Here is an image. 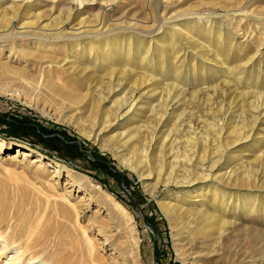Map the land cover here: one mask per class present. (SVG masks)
<instances>
[{
  "label": "bare ground",
  "instance_id": "1",
  "mask_svg": "<svg viewBox=\"0 0 264 264\" xmlns=\"http://www.w3.org/2000/svg\"><path fill=\"white\" fill-rule=\"evenodd\" d=\"M123 2L125 0H0V80L8 82L10 80L9 77L1 76L11 75L15 80L12 86H18L15 87L17 90L3 92L12 93L20 100L24 99L25 103L35 106L56 121L75 126L78 132L87 139H92L94 142H102V147L106 148L107 143L105 144L103 133L107 129H109V133H111L109 136L112 138L116 137L117 139L120 137L119 140H133L141 128V125L135 126L139 121V112L141 110L140 101L136 98V94L142 91L143 88H149L151 85H160L162 80H166L170 76L169 73H173V76L171 75L169 78V81L173 82L171 84L174 86L175 84L178 85V83L184 81V79L181 80L182 75L188 71L184 68L185 63H183L187 58L183 57L181 53L184 46L177 37L179 35L175 34L177 29L175 30L176 26L173 25L177 20L179 21L178 16L171 13L174 4L173 0L147 1L141 17H136L129 9L123 10L125 9V7L121 6ZM48 6L49 11H47ZM223 7L228 9L226 16H228L229 20L231 18V21L241 17L239 14L243 15L239 21H247V25H243L245 34L256 32V36H258L247 40L245 35L246 40L239 41L234 22L229 23L228 19V22L222 20L221 28H219L216 27L218 21L213 20L212 14H195L193 18L199 23L195 21L194 23H185L183 26L189 30L186 32H189L191 37L202 38L206 41L207 46L202 44L204 50L202 49L201 56L204 54L202 56L203 60L199 65L194 64L192 68L194 72L197 71L199 73L197 75L201 76L199 78L207 74L217 76L223 70L230 72L229 75L233 74L235 68H230L229 66L231 65L229 64L234 63L238 59H240V62L252 57L255 59V54L259 52L258 45L261 46L264 43V24L262 23L264 20V0H227ZM54 14L56 15L53 16ZM223 23L226 25L224 26ZM254 24L255 27L253 26ZM204 46L208 49L206 50ZM252 51L256 52L253 56L250 54L253 53ZM222 59L226 64L225 67H220L219 63L222 62ZM207 61H216V63H213L216 65L208 66V64L206 65ZM249 61L247 60L243 64H250ZM15 64L18 65L16 66ZM242 70L245 72L247 68ZM158 75L160 79L157 80L155 77ZM220 76L222 77V75ZM104 81H106L107 86L106 90L101 89L98 96L99 102L107 101L110 103L113 101L114 103L109 109L102 106L101 103L97 106H101L102 110L108 109L106 112H102V116L108 115L107 113L115 110L113 119L115 123L111 124L110 117L107 116L100 121L99 125L89 128L85 124L86 121L80 120L79 117V119H73L72 116L67 115L71 109L85 103L88 90L94 82L102 83ZM19 89H24L25 91L21 94ZM77 89L83 91L84 94L78 93ZM46 95L51 96L54 100H59L67 109L44 104L41 99L46 97ZM88 105L92 104L89 103ZM58 110L64 112L62 113ZM253 118L254 123H251L252 125L247 122V124L241 126V129H234V127L232 128L234 129L232 132L234 135H227V133L224 137V139L228 140H224V142L226 141L225 144L223 142L226 148L224 163L221 162L222 156L220 160L212 162L213 164L208 169H199L200 167L198 168L197 165L203 163L201 161L202 155L198 156L196 154L198 157L196 156L195 158L194 156L184 155L185 159L188 162L190 161L189 165H193L196 168L197 172L192 177L187 175L181 178H174L170 175L164 176L165 174L162 175L161 173L151 176L145 170L146 168L142 169L143 167H140L143 161L138 153L135 154V160L133 161L136 164V168L131 167L123 157V159L121 157L119 159L123 164L138 173L145 187L151 193H154L160 184L167 186L174 183L180 187L178 191L172 194H165L159 201L163 212L170 220L181 219V216H184L187 219H193L198 226V230L208 227L209 231L207 232L217 230L219 234L225 235L223 237L229 239V234L233 232L232 227L236 225L233 220H238L237 211L241 207L246 208L249 213L257 211L256 202H258L260 204L259 211L263 210L264 212V199H255L250 195L251 190L246 195L244 192L243 194L241 193L242 190L231 192L222 187L223 185L231 186L232 184L237 186L238 182L241 184L246 182V185H250L249 183L252 180L256 187L264 189V181H261L262 178L258 174L259 171H255L256 177L253 176V178L251 175L254 166L257 167L264 163V135L261 134L264 132V109L259 108L258 115ZM170 120L172 121L173 118L165 116V118L163 117L156 123L157 128L155 127V130L152 128L157 144L161 143L163 136L167 133L168 130L166 129L165 131L164 128L167 127ZM158 133L159 136H156ZM166 137L167 135L163 140L168 138ZM174 140L176 141V138ZM242 144H248V147H250L248 151L245 150L250 154L246 157V160H243V156L241 157L238 152ZM15 145L18 144L15 142L6 143L5 140L0 139V156L6 151V147L12 149ZM156 146L158 147V145ZM17 148V154L14 155L13 159H17L18 155L23 156V159L33 156L30 148L19 149V146ZM221 149L224 151V148ZM114 152L117 155L118 151L114 150ZM214 157L216 156H213L211 160H214ZM217 157H220V155ZM33 162L44 164V166L40 165L37 167H44L42 170H45L47 166L51 167L53 165L42 154L35 157ZM230 163L236 165L226 171ZM52 168L51 173L54 174H52L54 178L65 175L67 176V184L70 183L72 186L79 187V189H83L84 187L82 188V186L89 183L86 178L76 176L64 164L55 163ZM241 169L245 173V176L242 175L243 178L240 176ZM150 179H155V182H150ZM210 181L217 182V184ZM55 182L59 185L57 181ZM67 184L63 187L62 194L69 198L73 194L71 189H68ZM86 195L88 198L83 195L75 203V208L81 211V214L85 215L86 211L91 207V204L87 205L86 201L93 200L102 205L101 207L98 205L100 210L104 209L108 214L116 218L120 216L119 212H116L113 207L116 204L107 201L105 193L101 191L95 194L88 192ZM23 206L19 205L16 223L10 224L13 220L11 221L10 217L6 216L7 214L0 218V239L4 240V243L0 242L1 254L11 253L10 260L14 264H18L20 260L24 264H108L100 259H88L84 250V240L88 230L94 232V234L97 232L98 235L104 236L103 249L112 241L110 239L113 237V230L110 229L111 227L108 226V223L103 221L101 224L95 225L93 221H96V215L100 213L99 209L94 212V218L92 216L87 217L91 218L85 227L88 230L81 228L83 235L78 236L76 229L66 222H61L51 227L50 224L46 225L45 222L34 218L30 211L22 213L21 208ZM2 208L9 210L11 205L4 203L1 199L0 209ZM171 215H175L174 218H171ZM119 219L122 221L121 218ZM120 220H117L118 223ZM118 223H116V227H118ZM256 240L253 239V241ZM136 244L138 245L137 242ZM175 245L179 255L184 259L181 245L179 243H175ZM215 245L217 244L215 243ZM219 245L222 247L223 243H219ZM211 251L213 252V250ZM119 252H121L120 249ZM137 255L138 246L135 251V256L137 257ZM11 261L10 263H12Z\"/></svg>",
  "mask_w": 264,
  "mask_h": 264
},
{
  "label": "rangeland",
  "instance_id": "2",
  "mask_svg": "<svg viewBox=\"0 0 264 264\" xmlns=\"http://www.w3.org/2000/svg\"><path fill=\"white\" fill-rule=\"evenodd\" d=\"M147 1L150 0H125L121 6L125 7L123 10L129 9L136 17H141ZM226 2L227 0H173L174 4L171 13L179 18V21L177 20L173 25L176 26L175 30L177 29L175 34L179 35L177 37L185 47H183L181 53L183 57L185 56L188 59L183 62L188 75L186 73L183 74L181 80L184 79L185 82L181 81L182 83L180 82L174 86L171 84L173 82L169 81L173 73H169L168 80H162L160 85H151V88H143L142 91L136 94V98L140 101L141 110L139 112V121L135 126L141 125V128L131 141L127 139L119 140L120 137L117 139L113 137V139L109 136L111 133L107 129L108 131L105 130L103 133L105 144L107 143L106 148L102 147V142H94L92 139H87L78 132L75 126L56 121L35 106L25 103L24 99L20 100L12 93L3 92L17 90L15 87L18 86H12L15 81L13 76L2 75L1 77H9L10 80L8 82L0 80V91L2 90L3 92H0V139L5 140L6 143L15 142L18 145H15L12 149L6 147V151L0 156V200L2 199L4 203L11 205L9 210L0 209V218L7 214L6 216L10 217L11 221L13 220L10 224L16 223L18 208L21 204L24 205L21 208L23 210H21L22 213L30 211L34 218L45 222L46 225L50 224L51 227L61 222H66L76 229L78 236H82L83 230L87 229L85 227L91 219L87 217L92 216L94 218V212L98 211V209L100 210L102 205L93 200L86 201V204H91V207L84 215L75 208V203L83 195L87 196L88 192L95 194L101 191L106 194L107 201L116 204L112 206L116 212H119L120 216L118 217L122 221L118 217L108 214L104 209L100 210V213L96 215V221H93L95 225H99L103 221L108 223V226L111 227L110 229L113 230V237L111 236L110 240L112 241L103 249L104 236L98 235L96 231V234H94V232H90L87 229L84 250L88 259H100L108 264L110 262L112 264H242L243 262L244 264H264V212L263 210L259 211L260 204L258 202H256L257 211L249 213L243 207L237 211L238 220H233L236 225L232 227L233 232L229 234V239H226V237H223L225 235L219 234L217 230L207 232L209 231L208 227L198 230V226L193 219L190 220L181 216V219L170 220L163 212L159 201L165 194H172L178 191L180 187L174 183L167 186L160 184L157 190L151 193L145 187L138 173L123 164L119 159L123 157L131 167L136 168V164L133 161L135 160V154L138 153L143 161L140 167H143L142 169L146 168L145 170L151 176L161 173L162 175L165 174L164 176L170 175L174 178H181L187 175L192 177L197 172L196 168L193 165H189L190 161L188 162L184 155L194 156V158L197 155H202L201 161L203 163H201L202 165L200 163L197 165L198 168L200 167L199 169H208L213 164L212 162L220 160L222 156L221 162L224 163L226 148L223 142L226 140L224 139L226 134L234 135L232 133L234 129H241V126L247 124V122L249 125L253 124V117L258 115L259 108L264 109V43L261 46L258 45L259 52L257 54H255V51L250 53L252 56L256 55V60L253 59L254 57L245 59L246 61L250 60V64L244 65L246 61L240 62V59L235 61V64L230 63L229 65L231 66L229 67L235 68L233 74L229 75L230 72L223 70L217 76L207 74L199 78L201 77L197 76L199 73L197 71L194 72L192 69L194 64L199 65L203 60L202 56L204 54L201 56L202 44L206 45L205 39L191 37V34L186 32L189 30L183 26L185 23H194L196 21L193 18L195 14H212L213 20L218 21L216 27L219 28H221L223 21L234 22L239 41L251 40L258 36H256V32L253 34L251 32L248 34L244 33L243 25H247V21H239L243 16L242 14H239L241 17L234 18V21H231V18L230 20L228 19V16H226L228 9L223 7ZM47 11H49V6ZM196 22L199 23L198 21ZM262 23L264 24V20ZM223 24L224 26L226 25L225 23ZM253 26L255 27V24ZM245 35L247 38L244 37ZM193 40L195 41L194 43ZM206 46L204 47L207 50ZM249 57L251 56L249 55ZM213 63H216V61H207L206 65H216ZM219 64L220 67L226 66L223 59ZM15 65L17 66L18 64ZM237 67L242 68L239 69ZM243 68H247V70L244 72ZM237 73L238 75H236ZM155 79H160L159 75ZM105 82H94L88 90L89 95L87 94L83 105H88L89 103L92 105L86 107V105L80 104L71 109L67 115L72 116L73 119L80 118V120L86 121L85 124L89 128L91 126L93 128L94 126L96 127L107 116L110 117L111 124L115 123V120H113L115 110L107 113L108 115L102 116V112H106L114 103L113 101L110 103L107 101L99 102L98 96L101 89L106 90L107 85ZM19 90H21V94L25 91L24 89ZM76 91L81 95L84 94L79 89ZM41 100L49 106L51 104V106H58L61 109L66 108L63 103L59 102V100H54L51 96L46 95ZM100 103L108 109L102 110L101 106H97ZM156 104L157 106H155ZM58 111L64 112L62 110ZM165 114L173 118L167 127L164 128L165 131L166 129L168 131L163 136V139L166 135L170 139L166 137L167 139H162L161 143L157 144L153 130L157 128L156 123L163 117L165 118L166 116L168 118ZM261 134L264 135V132ZM156 136H159V133ZM175 138L176 141L174 140ZM166 140L168 141L165 142ZM195 141L197 142L196 144ZM18 146L19 149L30 148L33 156L23 159V156L18 155L17 159H13L14 155L17 154ZM156 147L157 149L155 150ZM247 147L248 144H242L238 150L241 154L240 156H243V160H246V157L250 155L245 151L250 148ZM221 148H224V151ZM114 150L118 151L117 155H115ZM218 151H222L220 152L221 154ZM217 153H219L220 157H217L219 156ZM40 154L49 159L53 165L55 163L66 165L76 176L86 178L89 182L88 185H83L82 188H84L79 189V187L72 186L70 183L67 184V176L65 175L54 178V174L51 173L53 165L51 167L46 165L48 167H45L46 171L42 170L44 167L37 168L40 165L44 166L40 162H33L35 157ZM213 156L216 157L211 160ZM235 165L230 163L226 171ZM263 165L264 163L252 168L253 170L255 169L254 171L252 170V177H256L255 171H259L258 174L262 178L261 181H264ZM198 172L201 173L200 171ZM242 175L245 176L243 170L240 175L241 178H243ZM149 181L153 183L155 179H150ZM214 183L217 184V182ZM244 183L238 182L237 186L232 184L231 186L223 185L222 187L231 192L242 190L241 193L243 194L244 192L246 195L251 190L250 195L255 199H264V189L256 187L252 180L249 183L250 185H246V182ZM251 183L254 184L252 185ZM65 184H67L69 190L71 189L72 197L68 198L62 194ZM111 216L115 219H111ZM174 216L171 215V218H174ZM117 220H120L119 223ZM116 223H118V227H116ZM81 228L83 230H80ZM95 236L97 237L95 238ZM253 239L258 240L253 241ZM0 242L4 243V240L0 239ZM175 243L181 245L184 259L179 255ZM219 243H223V246L220 247ZM137 246L138 255L136 257ZM119 249L121 252H119ZM10 255L11 253L1 254L0 250V264H14L10 260ZM18 264L24 263L20 260Z\"/></svg>",
  "mask_w": 264,
  "mask_h": 264
}]
</instances>
